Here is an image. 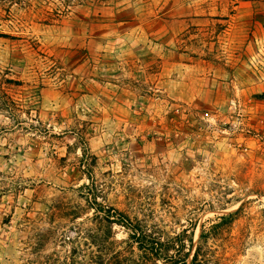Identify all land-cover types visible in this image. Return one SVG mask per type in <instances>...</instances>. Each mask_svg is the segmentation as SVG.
Wrapping results in <instances>:
<instances>
[{"label":"rangeland","instance_id":"374dc122","mask_svg":"<svg viewBox=\"0 0 264 264\" xmlns=\"http://www.w3.org/2000/svg\"><path fill=\"white\" fill-rule=\"evenodd\" d=\"M102 206L264 264V0H0V264H165Z\"/></svg>","mask_w":264,"mask_h":264},{"label":"trees","instance_id":"16d2710c","mask_svg":"<svg viewBox=\"0 0 264 264\" xmlns=\"http://www.w3.org/2000/svg\"><path fill=\"white\" fill-rule=\"evenodd\" d=\"M102 207V219L112 227L116 224L126 229L129 241L136 245L144 258L150 256L162 260L165 264H209L212 260V252L208 246V239L217 233L222 222L233 217V214L229 217L223 216L222 221L211 225L209 229L203 227L199 243L195 247L193 238L186 230L175 236H169L158 228H149L139 221L133 222L129 216L112 206ZM112 227L110 233H113ZM104 236L113 237L109 234Z\"/></svg>","mask_w":264,"mask_h":264}]
</instances>
